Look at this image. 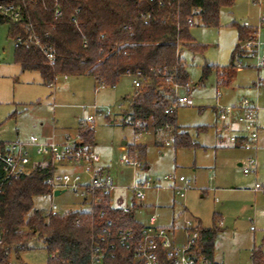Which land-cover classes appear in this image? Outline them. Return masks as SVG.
<instances>
[{
    "label": "rangeland",
    "instance_id": "obj_1",
    "mask_svg": "<svg viewBox=\"0 0 264 264\" xmlns=\"http://www.w3.org/2000/svg\"><path fill=\"white\" fill-rule=\"evenodd\" d=\"M235 24L257 29L259 40L264 42V0L261 5H255L252 0H235L232 7L221 10L217 27H205L197 22L191 34L205 51L194 54L183 49L190 85L189 90L179 88L177 96H187L190 102L178 107L176 114L179 132H187L196 145L190 148L176 147L173 127L157 130L150 124L148 131L137 134L133 127L123 124L129 120L127 115L137 90L131 77L124 76L113 88H99L89 76H58L56 83L48 86L40 73L22 72L15 63V41L9 36L11 25L0 24V143L24 141L31 136L46 139L51 133H55V138L48 139L59 143L67 135L76 139L80 119L93 113L95 139L88 147H95L102 164L110 167L107 174L112 175L119 186L126 187L132 182L133 171L121 163V159L133 151L150 168L139 172L138 179L176 175L191 181L186 198H175L174 210L167 207L172 202V194L167 191L158 195L150 192L146 201L158 206L160 226L174 225L172 229L179 245L186 243L185 220H189L195 227L219 231L214 242V259L218 264H252L254 249H261L264 255V194L251 190L256 180L264 183V133H259L262 147L257 153L258 174L246 176L238 164L251 153L227 144L219 146L213 127L216 123L214 108L249 99L261 108L259 122L264 130V68H254L253 59L240 60L236 53L235 66L239 61L243 68L237 70L229 86L217 85L216 71L231 64L239 44ZM261 55L264 56V50ZM208 67L212 72L203 78ZM260 80L263 81L261 89L253 88V82ZM34 161L42 159L34 156ZM74 170L80 172V168L74 167ZM65 171L74 172L71 167L59 169V172ZM117 193L121 194L117 191L114 197ZM33 203V210L45 213H50L52 203H56L60 215L86 210L81 199L70 190L56 197L38 195ZM152 212L150 209L137 211L136 217L148 224ZM47 262L44 242L36 237L24 250L12 252L8 264Z\"/></svg>",
    "mask_w": 264,
    "mask_h": 264
},
{
    "label": "trees",
    "instance_id": "obj_2",
    "mask_svg": "<svg viewBox=\"0 0 264 264\" xmlns=\"http://www.w3.org/2000/svg\"><path fill=\"white\" fill-rule=\"evenodd\" d=\"M20 6L33 25L42 48L54 55L51 65L40 47L26 49L15 44V63L23 72H38L44 84L52 86L58 76L93 77L99 88H113L124 76L139 74L142 86L136 90L128 121L137 134L154 129L173 127L176 147L196 145L187 132H179L176 110L167 113L176 103V87L189 82L186 63L182 57L186 48L194 54L203 53L191 29L200 22L205 27H217L223 8L232 7L235 0H3ZM60 10L62 16H56ZM74 20L77 23H74ZM190 21L192 25H190ZM11 25L12 40L27 37L23 25L0 16V24ZM239 44L228 67L218 69L217 85L228 86L238 68L234 55L239 45L254 40L258 30L234 25ZM209 67L203 72L207 78ZM202 78V79H203ZM80 122L79 136L84 146L94 144V128ZM135 151L129 153L134 155ZM54 168L40 163L20 180L5 188L0 196L3 244L0 245V264H8L12 252L26 248L36 237L43 240L48 253L47 264H89L94 242L98 241L108 221L113 222L111 234L131 230L130 247L115 241V249L104 264H136L135 251L144 229L135 214H125L103 204L96 215L85 211H69L53 215L33 210L34 197L50 194L45 180ZM106 201H109L108 199ZM101 213H104L101 216ZM221 224V221H220ZM199 239L191 249L197 264H218L214 259L217 229L197 227ZM252 264H264L261 249H254ZM162 264H173L161 255Z\"/></svg>",
    "mask_w": 264,
    "mask_h": 264
},
{
    "label": "built area",
    "instance_id": "obj_3",
    "mask_svg": "<svg viewBox=\"0 0 264 264\" xmlns=\"http://www.w3.org/2000/svg\"><path fill=\"white\" fill-rule=\"evenodd\" d=\"M255 5H261L262 0H252ZM0 16L12 23L21 24L28 32L27 37H18L15 44L23 45L29 49L32 45L40 47L46 59L52 65L54 55L42 48L36 38L33 25L29 21L20 6L14 3L0 0ZM56 16H62L60 10L56 11ZM74 23H77L74 20ZM190 25L192 22L190 21ZM264 42L258 38V33L254 40L243 42L238 48V57L251 58L255 61L254 68H264ZM238 69L243 68L242 62H237ZM136 89L142 86L139 74L131 76ZM263 81H258L255 85L257 90L261 89ZM189 90L188 85L185 87ZM179 87L175 88L177 93ZM187 96L178 97L176 103L166 111L167 113L177 110L178 107L189 104ZM260 106L249 99H243L238 104L216 107L218 114L217 133L221 141L230 147L241 148L251 153L250 157L241 162V168L246 176L255 174L258 169V160L255 155L259 145ZM96 116L89 115L82 121L83 125L94 128ZM34 156L40 157L42 161H34ZM121 162L132 169L133 177L129 186H119L114 177L100 169L101 157L91 148L84 146L80 136L72 139L67 135L66 139L59 143L55 139L44 140L31 136L27 140L10 143H0V196L6 187L13 182L28 175L32 169L40 163H49L54 171L45 180V184L50 190V195L56 197L55 193L62 195L66 191H72L81 199V204L86 207L85 212L92 217L96 215V208L106 204L112 209H120L125 214L134 213L136 209L145 207L150 192L158 195L162 191H170L175 197L185 199L187 192L191 188V181L184 176L166 175L163 179L142 178L138 179V173L146 168V164L139 155L125 154ZM62 167L80 168V172L73 174L65 171L59 172ZM84 175L88 179L84 178ZM121 192L120 200H114V193ZM252 191L264 194V183L256 182ZM109 201H106V200ZM117 203V204H116ZM153 210L150 221L143 225L144 229L140 241L137 244L134 262L136 264H162L161 255L173 264H197L196 257L191 254V249L199 239L197 226L189 220H185L186 243L179 245L174 229L158 225V206L150 207ZM2 208L0 204V214ZM50 213L59 214V207L52 203ZM104 213H101L103 216ZM113 222H107V226L102 229V234L94 246L90 255L89 264H104L106 258L115 249V241L120 245L129 248L134 233L131 230L119 231L118 236L111 234ZM3 244V233L0 218V245ZM10 258V257H9ZM8 258V259H9Z\"/></svg>",
    "mask_w": 264,
    "mask_h": 264
},
{
    "label": "crops",
    "instance_id": "obj_4",
    "mask_svg": "<svg viewBox=\"0 0 264 264\" xmlns=\"http://www.w3.org/2000/svg\"><path fill=\"white\" fill-rule=\"evenodd\" d=\"M20 67V66H19ZM21 68V67H20ZM23 72V71H22ZM127 77H129V76H127ZM256 83L257 82H253V88L255 87V85H256ZM189 85L190 84H188V88H189ZM229 86V85H228ZM235 104H237V102L235 103ZM235 104H233V105H235ZM55 106H57V105H53V107L55 108ZM94 109H96L95 107H94ZM215 109V113H216V123H215V125L213 126L214 128H215V130H216V127H217V125H218V114H217V110H216V108H214ZM93 114V113H92ZM92 114H89V115H92ZM88 115V116H89ZM87 116V117H88ZM87 117H85V118H81L80 119V122H82L83 120H85ZM261 132V134H262V132L264 133V130H263V127L261 126V130H260ZM216 136H217V138H218V144H219V146H224L225 145V142L224 141H221L220 140V137H219V135H218V133H217V130H216ZM48 138H50V137H54L55 138V133H51V135H49V136H47ZM48 138H46V139H44V140H49ZM262 138H264V134H263V137ZM260 139H261V135H260ZM3 143V142H2ZM262 147V145L261 144H259L258 145V149H257V151H256V153H255V155L257 156V153H258V151L260 150V148ZM235 149H237V150H243V149H241V148H235ZM93 151H95L96 152V150H95V147L92 149ZM97 153V152H96ZM98 154V153H97ZM241 161L242 160H240L239 161V166L241 167ZM122 163V162H121ZM70 167H62V168H60V169H69ZM146 168L147 169H150L149 167H147L146 166ZM145 168V169H146ZM100 169L102 170V171H104L105 173H109V171H110V167L109 166H107V165H104V164H102V159H101V164H100ZM71 170H73L74 172L76 171V170H74V168H71ZM73 172V173H74ZM111 173V172H110ZM257 174H258V169H257V172L254 174V175H256L257 176ZM112 176V175H111ZM113 177V176H112ZM256 182H257V180H256ZM254 187V186H253ZM251 190H252V188H251ZM167 192H169V193H171L170 191H167ZM172 194V193H171ZM120 195L121 194H119V193H117V196L116 197H114V200H120ZM175 196L172 194V202H171V204L169 205V206H167L168 207V209L170 210V209H173L174 210V205H175V202H174V200H175ZM82 205V204H81ZM144 205H145V207H143V208H139V209H136L135 210V212H134V214H135V218H136V220L138 221V222H140L141 224H143L141 221H139L138 219H137V217H136V214H137V211H142V210H146V209H150L151 210V206H154V205H149L148 203H146V201L144 202ZM159 217V216H158ZM174 219V216H173V218H172V220ZM157 223H159V218H158V222ZM143 225H147V224H143ZM159 225V224H158ZM221 226H223V222H221V224H220ZM160 226V225H159ZM165 227V226H164ZM174 227V225L172 226V227H170V228H173Z\"/></svg>",
    "mask_w": 264,
    "mask_h": 264
},
{
    "label": "water",
    "instance_id": "obj_5",
    "mask_svg": "<svg viewBox=\"0 0 264 264\" xmlns=\"http://www.w3.org/2000/svg\"><path fill=\"white\" fill-rule=\"evenodd\" d=\"M60 194H61L60 192H56V193H55L56 196H59Z\"/></svg>",
    "mask_w": 264,
    "mask_h": 264
}]
</instances>
